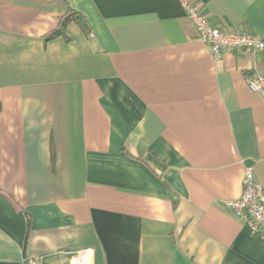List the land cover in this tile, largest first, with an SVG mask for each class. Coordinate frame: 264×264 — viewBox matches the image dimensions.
I'll return each instance as SVG.
<instances>
[{"label": "crops", "instance_id": "1", "mask_svg": "<svg viewBox=\"0 0 264 264\" xmlns=\"http://www.w3.org/2000/svg\"><path fill=\"white\" fill-rule=\"evenodd\" d=\"M264 39V0H199ZM75 11L84 31L46 42ZM264 50L215 59L179 0H0V264H264L226 206L264 187Z\"/></svg>", "mask_w": 264, "mask_h": 264}, {"label": "built area", "instance_id": "2", "mask_svg": "<svg viewBox=\"0 0 264 264\" xmlns=\"http://www.w3.org/2000/svg\"><path fill=\"white\" fill-rule=\"evenodd\" d=\"M199 38L206 42L215 57L219 59L225 51L240 49L245 51L264 50V39L248 33L232 29H225L215 25L200 11L199 0H179ZM249 87L264 98V76L255 75L249 79ZM244 189L237 199L226 201V206L236 214L248 221L252 230L264 234V187L256 179L254 166L245 168ZM74 264H91L92 253L90 249L73 253ZM27 264H41L36 258H30Z\"/></svg>", "mask_w": 264, "mask_h": 264}, {"label": "trees", "instance_id": "3", "mask_svg": "<svg viewBox=\"0 0 264 264\" xmlns=\"http://www.w3.org/2000/svg\"><path fill=\"white\" fill-rule=\"evenodd\" d=\"M73 20L76 21L84 31H88V24L84 16L75 11H69L62 17L58 27L46 35L45 41L48 42L58 36H64L68 40L72 39V33L69 30L68 24Z\"/></svg>", "mask_w": 264, "mask_h": 264}]
</instances>
